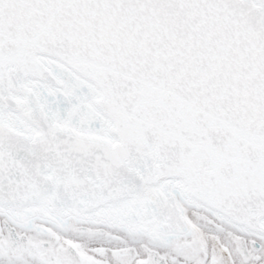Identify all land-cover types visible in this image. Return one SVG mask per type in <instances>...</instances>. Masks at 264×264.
<instances>
[{
  "label": "snow or ice",
  "instance_id": "1",
  "mask_svg": "<svg viewBox=\"0 0 264 264\" xmlns=\"http://www.w3.org/2000/svg\"><path fill=\"white\" fill-rule=\"evenodd\" d=\"M0 264H264V0H0Z\"/></svg>",
  "mask_w": 264,
  "mask_h": 264
}]
</instances>
